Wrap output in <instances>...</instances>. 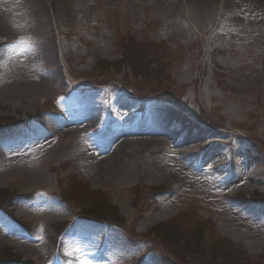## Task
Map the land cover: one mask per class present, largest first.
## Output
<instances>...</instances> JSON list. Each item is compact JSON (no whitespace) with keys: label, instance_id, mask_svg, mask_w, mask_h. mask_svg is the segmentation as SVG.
I'll use <instances>...</instances> for the list:
<instances>
[{"label":"rangeland","instance_id":"rangeland-1","mask_svg":"<svg viewBox=\"0 0 264 264\" xmlns=\"http://www.w3.org/2000/svg\"><path fill=\"white\" fill-rule=\"evenodd\" d=\"M22 1L0 0V32L18 38L12 45L0 46V115L23 119L26 114L43 113L46 128L30 123L0 133V164L5 168L20 166L22 175L6 185L0 184V190L11 189L18 195H27L31 190L36 195L29 204L16 198L7 205L14 218L30 225L31 234L24 233L0 212V245L33 264H53L51 255L55 248L66 255L75 251L79 254L78 264H130L143 254L144 248L131 246L122 231L110 229L106 251L98 256V243L105 228L85 220L60 237L62 232L52 227L53 223L68 221L70 213L53 195L55 183L50 169L61 161L71 167L56 176L66 179L67 175L76 174L92 190L103 191L125 218L126 226L134 215L131 189L137 181L142 180L146 187H169L168 180L173 178L182 191L161 208L163 196L152 201L151 205L155 203L139 222V232L179 211L195 212L198 218L214 222L216 235L237 244L254 260H263L264 203L249 201L252 191L240 192L231 183L237 178L238 183H253L250 188L264 192V176L259 174L264 155L256 147L264 149V13L249 14L244 0H234L228 8L220 0H44L47 7L39 0L41 7L35 6L38 15L34 19ZM214 25L216 29L212 30ZM67 30L77 34L69 37ZM126 36L149 46L166 44L169 52L157 67L166 70L161 79L173 83L171 88H176L179 103L149 102L146 112L139 115L132 97L114 95L113 99L120 97L121 102H127L118 107L130 119L125 122L126 128L121 123L108 131L121 129V135L130 136L140 130L134 125L136 122L158 125L163 131L189 134L192 140L181 145L182 152L168 151L169 146L176 145L165 146L166 140L160 146L134 139L123 150L119 141L107 138L93 146L91 139L98 140L94 132L100 133L108 120L104 108L112 103L110 99L106 101L112 93L110 87H98L85 95L66 97L63 93L66 88L58 66V47L75 49L80 55L78 67L90 74L95 60L120 58L118 43ZM215 66L220 68L221 78L224 75L221 84ZM46 75L55 81L42 84ZM199 77L205 90L204 107L221 125L218 129L203 119L196 98ZM94 80L93 77L90 82ZM104 80L108 81L106 77ZM43 99L54 104L68 120L64 123L47 113ZM84 108L100 112L99 116L87 122L79 120L76 114L82 115ZM160 113H168L172 121L164 126ZM182 113H190L192 119L200 118L202 126L187 124ZM81 125L83 134L74 133ZM240 126L245 128L247 137L232 134L241 130ZM210 140L216 145L209 148ZM58 141L64 147V156L41 161L40 154L53 153L60 146ZM110 154L121 155V161L105 160ZM227 160L231 161L230 167L220 168ZM23 181L25 188L19 186ZM224 193L229 197H224ZM193 224L187 218L182 226L191 228ZM73 235L75 239H69ZM31 244L42 251L43 257H35L24 249ZM120 248L128 254L114 256ZM158 251L151 252L147 261L158 264ZM258 256L260 259H256Z\"/></svg>","mask_w":264,"mask_h":264},{"label":"bare ground","instance_id":"bare-ground-1","mask_svg":"<svg viewBox=\"0 0 264 264\" xmlns=\"http://www.w3.org/2000/svg\"><path fill=\"white\" fill-rule=\"evenodd\" d=\"M24 1V0H23ZM22 1V2H23ZM209 1V0H207ZM32 3V4H31ZM234 3V0H225V8H228L230 5H232ZM245 3H247V6H245ZM23 5L26 7V10L28 11V13L31 14V18H34L36 19L37 17V13L38 10L37 8L35 7L36 5L41 7L40 3H39V0H25L23 2ZM34 5V6H33ZM244 6H245V9L246 11L249 13V14H253V13H258V14H262L264 13V0H249V2H247V0H244ZM256 11V12H255ZM30 60H33V57L30 58ZM49 81H55L54 77H52L51 75H46L43 79H42V84H47L49 83ZM125 109V108H124ZM118 110V109H117ZM84 113L82 115H79V114H76V116L79 118V120H84V121H90V120H95L98 116H99V113L98 111L96 110H86L84 108ZM122 115V112L120 110H118V112L116 113V117L115 119L118 120ZM160 116H161V119L163 121V125L166 126L168 125V123L170 121H172V117L168 114V113H160ZM129 119L130 117H127L125 118L124 120V123H122V127L123 128H126V125H125V122L128 120L129 122ZM78 120V121H79ZM135 126H139L140 124H138L137 122L134 123ZM132 126V124H131ZM78 130L75 129V132L74 133H83L84 132V129H83V126H79V127H76ZM111 126L109 125L107 127V129H110ZM83 129V130H82ZM154 130L156 131V133H161L163 132V134H160L161 136L160 137H164L166 136L168 141L172 144H175L176 148H181L180 146V143L182 141H184V144L186 143V141H191L192 138L189 136V134H187L188 136L182 139L179 138L180 134L179 132H174L170 129H167L165 131H163V129L158 126V125H155L153 126L152 128H150V130ZM80 131V132H79ZM115 129L111 130V131H108L106 133H102L101 135H97L95 137H98V140L96 138H92L91 139V142L94 143L93 146H98L97 143H101L103 141H106L107 138L109 139H116L117 141H119L121 143V148L124 150V149H127L128 146H130L131 144L128 143L124 137H120L119 135H116L114 133ZM142 132L138 131L136 134H133V135H130V136H126V137H134L132 139H139V140H148V141H151L150 143L152 144H157V145H160L162 146L164 144V140H161V141H158L156 142L157 140H159V137H157V139H154V137H149V135H141ZM155 136V135H154ZM87 138V137H86ZM165 138V137H164ZM89 142V140L87 139L86 140V144ZM165 146H169L168 145H165ZM48 149V148H47ZM63 149L61 147H58L57 149L54 150L53 153L51 152H45L46 154H40V160L41 161H44L47 157H51V156H56L55 154H59L60 150ZM179 152H182L180 149H178ZM215 153V152H214ZM213 153V154H214ZM111 156H109L108 158H106L105 160H111L113 161V163H119V161H121V158L119 157H122L121 155H118V157L114 154H110ZM215 156L212 155L211 156V159H213ZM220 164V163H219ZM20 166L18 167H15V168H5L4 167V164H0V184H5L7 183L9 180L12 179V177H14L17 173H19L21 171V169H19ZM220 179V178H218ZM43 182V180H41V183ZM58 211H61V208L58 209ZM37 248V246H36ZM24 249H26V251L34 256H38V251L37 249H35L34 247H29V246H26L24 247ZM50 247L47 249L49 251ZM53 252V247H52V250H51V253ZM128 254V251L124 250V249H117L115 250V252L113 253L114 256H121V257H124Z\"/></svg>","mask_w":264,"mask_h":264},{"label":"trees","instance_id":"trees-1","mask_svg":"<svg viewBox=\"0 0 264 264\" xmlns=\"http://www.w3.org/2000/svg\"><path fill=\"white\" fill-rule=\"evenodd\" d=\"M134 55H136L135 53H133ZM150 55V54H149ZM99 201V200H96ZM94 210L96 211L95 213L100 215V216H109V215H114V212H112L108 205H106V202L104 201H99L95 203V208Z\"/></svg>","mask_w":264,"mask_h":264}]
</instances>
